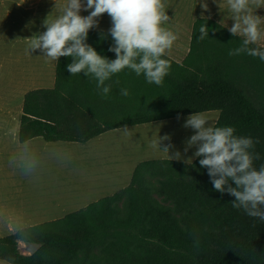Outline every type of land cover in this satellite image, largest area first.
Returning a JSON list of instances; mask_svg holds the SVG:
<instances>
[{"label": "trees", "instance_id": "1", "mask_svg": "<svg viewBox=\"0 0 264 264\" xmlns=\"http://www.w3.org/2000/svg\"><path fill=\"white\" fill-rule=\"evenodd\" d=\"M204 24L209 36L200 40ZM107 33L90 30L87 43L113 60ZM241 43L215 20L198 18L186 58L163 57L171 68L162 86L125 68L105 82L111 85L106 98L95 79L66 70L72 58L61 57L54 86L25 94L19 140L42 136L84 143L119 127L219 110L214 126H234L237 135L258 141L253 151L259 169L264 165V61L229 56ZM124 88L128 96L121 95ZM118 110L128 113L109 118ZM199 159L140 161L126 187L0 238V258L12 264H264V221L234 208L233 196L216 191ZM20 242L41 246L25 254Z\"/></svg>", "mask_w": 264, "mask_h": 264}, {"label": "clouds", "instance_id": "2", "mask_svg": "<svg viewBox=\"0 0 264 264\" xmlns=\"http://www.w3.org/2000/svg\"><path fill=\"white\" fill-rule=\"evenodd\" d=\"M226 2L234 21L229 31L242 38L241 45L230 49L228 55L247 54L264 61V30L261 28L264 20L253 13V7H264V0ZM217 3L222 9V0ZM56 7L57 0L54 9ZM203 8L208 9L207 2ZM88 10H91L89 15H81L82 11ZM105 13L112 22L107 35L113 40L109 48L116 54L113 60L102 56L87 43L89 31L99 26V18ZM49 17L50 14L44 20L46 30L30 38L28 51L40 50L51 61L72 58L66 70L71 75L83 72L95 79L97 89L105 98L111 91V85L105 82L125 68L138 76L143 74L149 84L157 86H162L169 74L171 65L163 57L178 36L163 27L169 21L163 0H66L61 13L55 19ZM199 32L200 40L208 37L207 24L201 25ZM121 95L128 96V89H121ZM183 127L194 130V134L185 140L184 148L185 154L195 148L192 156L185 157L179 150L170 155L174 145L161 146V141L171 140L170 135L159 136L153 146L159 145L172 160H183L187 164L199 157V164L208 170L216 191L233 196L234 208L243 209L248 216L264 221V165L259 169L254 166V161L259 159V154L253 151L258 141L237 135L234 126H214L208 117L197 112L185 119ZM20 166L28 169L34 165L22 160Z\"/></svg>", "mask_w": 264, "mask_h": 264}, {"label": "crops", "instance_id": "3", "mask_svg": "<svg viewBox=\"0 0 264 264\" xmlns=\"http://www.w3.org/2000/svg\"><path fill=\"white\" fill-rule=\"evenodd\" d=\"M42 2L46 9L49 8L50 11L48 12L53 14L54 18L52 19H55L61 13L66 0H57L55 9L56 0H0V20H2L0 26L8 22L6 18L9 10L20 13L21 20L18 23L23 27L25 24L29 26L28 13L34 10L36 4ZM163 2L165 11L169 16V21L163 27L178 36L166 55L177 62H182L190 51L193 26L198 18L213 19L227 29L234 24L226 0H222V9L217 0H163ZM204 2L208 4L207 10L203 8ZM90 11H82L81 15L87 16ZM253 13L264 20V7L258 9L253 7ZM111 26V18L105 13L99 18V26L91 30L108 31ZM261 28L264 30V24L261 25ZM14 39L21 42L29 38H24L21 35ZM4 41L8 42L10 40L4 39ZM262 44H264V41H262ZM13 56L15 55L8 52L3 61H0V238L15 233L19 229L63 217L126 187L131 181L137 164L146 160V158L148 159V152H152L157 148V146H153L154 150H152L150 136L153 131L142 134L143 137L141 138L135 135V131L142 127L160 130L163 120H167L163 119L111 129L84 143L77 141H47L42 136H36L28 141L21 142L19 140V130L24 96L31 89L54 86L57 61H50L48 64L43 62L32 69L28 66L25 67L23 64L13 67L6 63V60H11ZM30 76L34 80L32 84L29 82ZM216 112H219V110L205 111L203 114ZM219 114L211 117L213 125H215ZM109 135H115L116 137L104 141V138ZM57 144L82 145L86 148L82 152H94L101 156V159L107 155L113 156L110 157L113 159L110 162L102 161L97 179H95L97 185L93 188L96 193H89L90 197L85 201L72 206L71 209L64 208L63 211L60 200L53 199L51 204H47V191L45 183L41 180V175L46 170V148ZM31 150L33 152H30ZM124 152L128 154L130 162L123 159L125 157V155H122ZM161 152L165 151L161 150ZM174 152L172 148L170 155ZM170 155L168 159H172ZM22 160L31 161L34 166L23 169L20 166ZM126 167L128 170H126ZM24 245V242H20V248ZM0 264L12 263L0 258Z\"/></svg>", "mask_w": 264, "mask_h": 264}, {"label": "rangeland", "instance_id": "4", "mask_svg": "<svg viewBox=\"0 0 264 264\" xmlns=\"http://www.w3.org/2000/svg\"><path fill=\"white\" fill-rule=\"evenodd\" d=\"M8 6H10V4H8ZM48 11H50L49 8L46 9L43 2L36 4L34 6V10H31L28 13L29 26L25 24L24 27L18 23V21L21 20L20 13L18 14V12H13L12 10L8 11L9 14L6 18V21L8 22L0 26V61H3V58L6 56V54H8V52H11L15 55L13 58H11V60H6V63L13 67L15 65L23 64L25 67L28 66L32 69L33 67L38 66V64H42L43 62L48 64L51 61L47 57L43 56V53L40 50H36L32 53L28 51L30 38L32 36L39 35L40 32L46 30L44 27V20L47 18V16L50 14L49 18H54L52 16L53 14L49 13ZM1 23L2 20H0V24ZM21 35H23L24 38L28 37L29 39L22 40L21 42L14 39ZM3 38L10 41L6 42ZM29 82L30 84L34 82L32 76H30ZM48 87L51 86H46V88ZM127 113L128 112L125 110L114 111L109 115V118H119L126 115ZM215 114H219V112L203 115L212 121L211 117H214ZM188 116L189 115L181 116L180 119L176 117L163 120L160 130H154L152 128L145 129V127H142L135 131V135L141 138L143 137L142 134L153 131L150 136L152 150H154V140H158L159 136L162 137L165 135H170L171 140L161 141V146H164L168 143H173L174 151L179 150L185 155V157L192 156L196 150L195 148L190 149L186 154L184 153L185 140L194 134V130L183 127L185 119ZM115 137V135H109L108 137L104 138V141L112 140ZM158 147L159 145H157V148H155L156 150L148 152V159L169 158V154L167 152H161L163 149H160L161 147L158 149ZM85 150L86 148L79 144H57L55 146H49L46 148V170L42 175H40L42 182L45 183L47 191L46 201L48 205L51 204L53 199L60 200L61 209L63 211L64 208L71 209L72 206L85 201L90 197L89 193H96L93 191V188L97 185L95 179H97V174L102 166V161L105 160L110 162L113 160L110 157L113 156L107 155L101 159V156L95 154L94 152H82ZM30 152L33 151L31 150ZM122 155H125L123 159H125L126 162H130L128 154H125L124 152ZM148 159L146 158V160ZM126 170H128L127 167Z\"/></svg>", "mask_w": 264, "mask_h": 264}, {"label": "water", "instance_id": "5", "mask_svg": "<svg viewBox=\"0 0 264 264\" xmlns=\"http://www.w3.org/2000/svg\"><path fill=\"white\" fill-rule=\"evenodd\" d=\"M41 244L36 242H27L23 247H21V251L25 254H33L35 253Z\"/></svg>", "mask_w": 264, "mask_h": 264}]
</instances>
